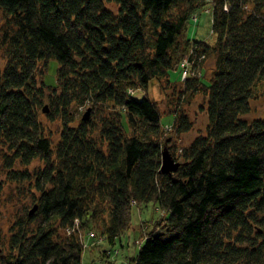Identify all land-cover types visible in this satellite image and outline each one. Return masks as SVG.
I'll return each instance as SVG.
<instances>
[{
  "label": "trees",
  "instance_id": "1",
  "mask_svg": "<svg viewBox=\"0 0 264 264\" xmlns=\"http://www.w3.org/2000/svg\"><path fill=\"white\" fill-rule=\"evenodd\" d=\"M199 3L0 0L10 23L0 28V46L7 47L0 157L10 182L31 183L37 207L31 213L32 205L24 206L16 217L0 264H83L94 244L81 232L92 221L103 223L109 245L103 257L112 254L115 264L133 202H153L164 213L127 264H264V117L245 119L264 82V0H213L214 44L187 34L198 23ZM192 49L215 60L208 84L182 80L187 98L203 83L207 133L184 149L176 171L162 173L164 115L148 89L154 80L171 87V70L178 65L182 77L179 64ZM52 60L55 86L37 79L39 64ZM135 90L144 96L137 99ZM85 102L89 119L72 126ZM46 103L48 118L62 121L57 143L40 119ZM166 110L178 133L192 129L176 104ZM97 113H105L98 126ZM37 159L43 165L33 172L14 168Z\"/></svg>",
  "mask_w": 264,
  "mask_h": 264
},
{
  "label": "rangeland",
  "instance_id": "2",
  "mask_svg": "<svg viewBox=\"0 0 264 264\" xmlns=\"http://www.w3.org/2000/svg\"><path fill=\"white\" fill-rule=\"evenodd\" d=\"M212 1L213 0H200L199 5H201V7H199V9L193 14L194 16H197L193 18L194 21L197 19L198 23L195 24L194 22H191L187 32L191 39L198 38L211 44L216 42V36L212 33V4H210ZM107 7L116 13L119 8V6L114 2H108ZM181 8L183 10H187L188 4L184 3ZM6 18V15L0 9V28L7 27L10 24ZM6 48L7 47L0 46V76L7 63ZM192 54L194 53L192 50H190L186 57H189ZM195 57H197V55L194 56V58ZM214 63L215 60L212 56H206L204 60H199L196 58L194 64L191 63L192 72H194V76L192 77L199 78L203 81V83L208 84ZM39 68L40 69L37 73V79L39 82L45 81V83L50 86L58 85L57 61L52 60L46 64L41 63L39 64ZM170 78L172 81L169 83L173 82V85L169 88L167 87V81L165 80L160 82H157L156 80L152 81L149 85L148 96L152 100H156L158 102L162 114L164 115L161 119L163 125V134L162 138L160 139L163 142L162 149H166L169 152L174 162L182 163L184 161V149L188 147L191 141L198 135L207 133L208 96L205 88H198V86L202 85L203 83L197 84V86L195 85L197 89L196 91H193L194 88H192V90L187 92L189 99L184 95L185 85L182 83V77L179 73L178 65H176L174 70H171ZM46 91L48 92V88H46ZM136 91H138L135 95L137 99H140L144 96V91L140 92L139 90H135V92ZM181 94H183V96ZM170 102L177 105L178 111L183 110L187 114L189 120L192 122L191 130L183 133H178L175 130L173 127V115H166V107ZM45 106L48 108L49 104L46 103ZM88 107V103L85 102L77 108V115H75V121L72 123V126H75L79 123L81 118H83L84 114L87 112ZM250 107V112L245 116V119L252 121L253 119L264 117V82L259 84L255 96L250 100ZM47 114V112H44V110L41 109L39 112L40 119L43 121L46 135L50 136L54 143H57L59 142L60 138L62 121L60 118L51 120L48 118ZM94 114H91V117ZM104 115L105 113L96 114V117H94L96 126L102 125L101 119ZM53 148H56V145H54ZM6 152V150L3 151L2 155H4ZM5 163L6 162L3 161V157L1 156L0 186L2 185V187L0 188V247H4L7 251L10 237V228L15 222L16 217L23 214L24 206H28V209L30 208L32 205V195L31 192L28 191L29 185L31 184L29 181L23 182L22 185L13 181L10 182L7 177L8 169L6 168ZM42 165L43 162L37 159L29 166L20 165L17 163L14 168L16 170H28L29 172H33ZM33 206L34 205H32L30 209H32ZM163 213L164 211L158 208L153 202L144 206H140L135 202L131 203L132 216L129 226L121 238L117 240V244L115 246V264H127L126 262L136 254L141 244L145 241L147 233L152 228H154V223L152 222H156L162 218ZM102 229L103 223L99 224V222H91L88 230L86 231L87 234L89 232H95L98 235V237L93 240L88 239V235H85L86 231L81 232V238L83 240L86 239L85 242L89 241V244H94L91 249H87L83 252V264H106L105 261H107V258L104 259L103 256L108 253L106 250L109 248V245L106 243V237L101 235ZM112 252L114 251H112L111 248V253ZM111 257L110 259L108 258V264L110 263L109 260L113 261ZM102 258L103 261L101 263Z\"/></svg>",
  "mask_w": 264,
  "mask_h": 264
},
{
  "label": "built area",
  "instance_id": "3",
  "mask_svg": "<svg viewBox=\"0 0 264 264\" xmlns=\"http://www.w3.org/2000/svg\"><path fill=\"white\" fill-rule=\"evenodd\" d=\"M192 52L194 53V50L192 49ZM187 56V55H186ZM184 59H182V62L179 64V66L181 67L182 70V80H185L188 78V76H194V72H192V68H191V63L194 64L196 58H198L199 60H204L206 57V54L204 53H200L199 55L197 54V57L194 58V54H192L189 57H186ZM79 225V221L76 220L75 222V228H77ZM70 230H74V229H70ZM69 230V232H70ZM98 237V235L95 232H89L88 233V239L89 240H93L96 239Z\"/></svg>",
  "mask_w": 264,
  "mask_h": 264
},
{
  "label": "water",
  "instance_id": "4",
  "mask_svg": "<svg viewBox=\"0 0 264 264\" xmlns=\"http://www.w3.org/2000/svg\"><path fill=\"white\" fill-rule=\"evenodd\" d=\"M44 112H48L47 106L44 107ZM90 115V109L87 110V112L84 114L83 119L88 120ZM179 163H176L172 160L169 152L167 150L163 151V158H162V164H161V172L162 173H171L174 172L178 169ZM37 207L35 206L32 210L31 213L35 211ZM1 251V248H0Z\"/></svg>",
  "mask_w": 264,
  "mask_h": 264
}]
</instances>
